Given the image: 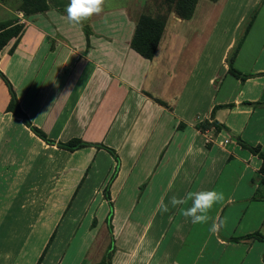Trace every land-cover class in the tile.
Listing matches in <instances>:
<instances>
[{"label": "crops", "instance_id": "obj_1", "mask_svg": "<svg viewBox=\"0 0 264 264\" xmlns=\"http://www.w3.org/2000/svg\"><path fill=\"white\" fill-rule=\"evenodd\" d=\"M10 1L0 0L6 12L3 21H17L24 29L12 53L13 41L0 52V72L21 111L54 142L79 139L91 144L68 152L45 144L22 124L37 141L60 151L66 201L82 199L79 206H99L102 213L104 209L102 224L93 216L87 236L103 231L110 205L106 235L113 242L127 239L117 224L131 216L119 219L113 208L121 199L136 215L142 206L158 207L161 199L170 206L172 196L215 189L225 200L213 207L206 224H193L178 214L180 209L171 217L173 238L188 240L185 264H218L215 254L230 262L228 256L234 254L236 263L243 262V254L264 246L257 240H230L253 233L264 237L261 159L240 144L264 153V0H228L208 13L214 35L194 42L200 47L196 56L168 50L175 39L165 34L169 19L183 22L171 14L151 60L130 48L136 19L127 9L102 12L73 25L52 0H46L44 12L29 15L17 9V0ZM229 66L252 77L241 82L228 72ZM0 84L5 86L1 79ZM94 191L100 193L92 198ZM180 206L190 207L191 201ZM143 218L131 219L147 224L139 238L148 234L151 223ZM213 221L222 224L215 233L210 231ZM170 248L149 263L146 251L129 252L124 245L122 252L110 251L106 262L169 264L165 259L176 250ZM256 260L264 264V249Z\"/></svg>", "mask_w": 264, "mask_h": 264}, {"label": "rangeland", "instance_id": "obj_2", "mask_svg": "<svg viewBox=\"0 0 264 264\" xmlns=\"http://www.w3.org/2000/svg\"><path fill=\"white\" fill-rule=\"evenodd\" d=\"M13 1L15 2H10ZM52 1L63 10L70 3V0ZM227 1L211 3L199 0L193 17L188 22L177 23L169 19L170 27L165 34L166 37L171 36L169 40L173 37L175 39L168 50L172 54L186 57L198 55L200 47L195 46L194 42L210 38L213 32L208 13L224 6ZM116 9H127L128 15L136 19L142 12L164 14L166 5L161 0H107L103 12ZM4 14L6 12L0 8V21L5 19ZM8 100V90L0 84V264H60L66 252L64 264H107L110 251L122 252L124 245L129 252L146 251L149 263L156 262L158 257L162 258L161 252L171 246L172 251L176 250L165 261L169 264L186 263L187 253L190 251L186 247L188 240L173 238L170 228L174 225L171 217L179 209L178 214H182V206L172 208L170 205L167 213H161L154 205L142 206L135 215L131 214L129 206L121 199L113 205L119 212L118 218L131 216L134 219L143 214V219H150L151 222L146 229L148 234L139 238L146 222L135 223L127 219L117 224L122 227L123 234H128L125 240L117 238L113 242L106 223H103V231L96 237H92V233L87 236L86 232L93 228L90 226L93 216L98 215V220L101 221L99 225L102 224L104 209L102 213L99 206H79L82 199L73 204L66 201L67 192L61 190L60 182V151L37 141L23 127L20 119L6 113ZM99 193L92 192V198ZM105 209L110 211L112 207ZM177 243L180 244L179 248ZM85 249L86 254L83 255ZM262 249V244L255 245L248 255H237L238 261L241 257L243 262L236 263L234 254H230L228 258L233 264H257V255ZM214 258L221 260L218 264H232L229 260L223 261L224 256L220 257L219 254H215Z\"/></svg>", "mask_w": 264, "mask_h": 264}, {"label": "trees", "instance_id": "obj_3", "mask_svg": "<svg viewBox=\"0 0 264 264\" xmlns=\"http://www.w3.org/2000/svg\"><path fill=\"white\" fill-rule=\"evenodd\" d=\"M17 1L19 3L17 9L25 15L44 12L48 7L46 0H17ZM161 1L166 5V11L164 14L153 15L152 13L142 12L140 15L137 16L134 24V31L130 41V48L134 52H136L140 57L146 60H151L156 52L157 46L159 44V41L161 39L163 30L167 22L168 15L173 14L182 21L189 20L192 17L195 7L199 0H161ZM207 1L215 3L218 0H207ZM255 14L256 11L251 15V18L247 22V25L244 28L243 35H245L248 28L250 27ZM23 29L24 26L18 23L17 21L9 20V21L0 22V52L11 41H13V43L8 53L10 54L13 52L19 38L22 35ZM228 72L236 79H239L241 82L252 77V75L249 74H241L238 70L234 69L232 66H229ZM0 79L4 83L9 94V101L5 107V112L10 113L13 117L20 118L22 124L27 129H29L32 134H34L37 138L42 140L45 144L56 146L57 148L66 150L68 152H73L80 148L91 145L79 139H71L65 143L54 142L48 139L47 136L39 128L31 124L26 114L21 111L19 104L17 102V98L15 96V92L11 87V84L1 72H0ZM214 126L217 129L220 128V126L216 123H214ZM240 144L243 148L248 149L252 154L258 155V157L261 159V167L259 169V173L262 177V183L264 184V153H262L259 147L257 146L251 147L242 141L240 142ZM104 149L107 150L111 155H114L113 151H111L110 149H107L105 147ZM110 217H111V210L107 214L105 221L108 226H110ZM230 240L234 242H240V241L250 242L255 240L264 242V237L261 236L259 233H253L240 238H231ZM39 261L40 260H38V262Z\"/></svg>", "mask_w": 264, "mask_h": 264}, {"label": "clouds", "instance_id": "obj_4", "mask_svg": "<svg viewBox=\"0 0 264 264\" xmlns=\"http://www.w3.org/2000/svg\"><path fill=\"white\" fill-rule=\"evenodd\" d=\"M106 4L107 0H70L65 9L67 13L66 19L73 25H81L94 15H100L104 11ZM189 200L191 201V206L181 209L183 216L191 218L193 224H206L212 219L209 213L215 205L224 202L225 195L222 191L215 189L195 191L189 192L183 198L172 196L169 204L172 208H176L177 206L185 205ZM158 209L161 213H167L169 206L161 199ZM221 226V223L213 221L210 231L215 233Z\"/></svg>", "mask_w": 264, "mask_h": 264}, {"label": "built area", "instance_id": "obj_5", "mask_svg": "<svg viewBox=\"0 0 264 264\" xmlns=\"http://www.w3.org/2000/svg\"><path fill=\"white\" fill-rule=\"evenodd\" d=\"M224 143H227V140H225Z\"/></svg>", "mask_w": 264, "mask_h": 264}]
</instances>
